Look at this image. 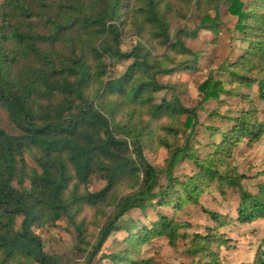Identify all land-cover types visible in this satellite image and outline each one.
I'll return each instance as SVG.
<instances>
[{
    "label": "trees",
    "instance_id": "obj_1",
    "mask_svg": "<svg viewBox=\"0 0 264 264\" xmlns=\"http://www.w3.org/2000/svg\"><path fill=\"white\" fill-rule=\"evenodd\" d=\"M206 2L214 15L205 14L194 29L173 34L174 21L186 20L192 5L201 8ZM222 6L234 18L231 36L243 51L229 63L228 84L211 72L198 88L196 106L186 107L179 86L164 84L159 77L198 67L200 54L180 35L196 39L208 30L216 37ZM128 36L143 42L124 52L121 45ZM162 49L165 60L152 54ZM175 54L192 60L176 61ZM123 60H133L128 71L111 76L114 65ZM246 89H254L264 101V0H0V108L8 116V126L0 122V264H74L67 256L46 251L35 232L63 218L77 232L75 249L84 253L85 264H92L133 210H150L156 217L150 226L127 220L124 249L102 254V264H160L140 254L145 243L159 236L173 245L191 238L186 251L200 259L190 264H220L219 251L228 244L220 229L233 221L264 219V168L254 176L262 181L252 192L243 186L249 176L232 164L240 143L254 145L264 137V121ZM163 90L172 92L171 100L155 103V94ZM223 95L240 98L243 106L231 117L216 108L209 113L211 119L229 120L231 127L223 132L205 126L211 140L207 156L199 157L189 146L202 126L198 111L209 101H223ZM129 104L146 106L151 119L169 118L162 127L165 136H158L169 153L165 168L153 166L144 153L145 144L154 141L151 123L141 126L139 118H116L118 108ZM181 116L186 117L181 124L188 138L175 146L170 137ZM27 154L37 168L29 165ZM179 155L194 162L192 175L175 176ZM93 176L105 181L97 192L89 187ZM128 180L133 184L121 192ZM212 184L223 195L228 187L236 189L237 218L206 210L214 227L204 235L182 233L189 224L163 208L177 213L188 203L198 204ZM84 206L93 208L98 219L101 214L94 242L85 220H78ZM105 207L112 211L106 213ZM18 216L23 217L19 230ZM252 264H264V238Z\"/></svg>",
    "mask_w": 264,
    "mask_h": 264
},
{
    "label": "rangeland",
    "instance_id": "obj_2",
    "mask_svg": "<svg viewBox=\"0 0 264 264\" xmlns=\"http://www.w3.org/2000/svg\"><path fill=\"white\" fill-rule=\"evenodd\" d=\"M247 1V0H246ZM212 5L208 2L198 8L192 5L186 20H176L172 25V32L176 34L178 30L194 29L203 18V15H214ZM221 29L215 37L211 31L202 30L198 38H187L180 35L182 40L185 41L187 46L193 51L200 54L197 60V68L192 72H184L185 69H180L170 75L160 76L159 79L164 84H177L180 88L179 98L181 103L186 107L196 106L199 100L198 88L204 82L208 75L212 72L214 77L223 80L224 84H228L230 77L227 74L229 63L235 61L243 51V45L237 40L234 41L231 36L230 30L234 26V18L226 13L224 6L221 7ZM234 36H238L235 33ZM143 42L141 38L135 36H128L123 38L121 49L124 52H130L133 46L138 42ZM165 49L154 50L152 54L165 60ZM164 56V58H163ZM176 61L192 60L191 56L175 54ZM133 60H123L114 65L111 70V76L119 78L123 76ZM173 67L174 65H170ZM176 66V65H175ZM238 90V86H235ZM253 98H256V105L259 109V119L264 121V101H262L256 91H250ZM172 92L170 90H163L155 94V103H160L162 100H171ZM223 101H209L204 104V108L198 111V118L202 126L197 127L194 136L190 138L189 146L197 151L199 157L205 158L207 156V144L210 142L211 137L205 130V126H216L221 131H228L231 127L229 120L220 121L218 119H211L209 113L213 109H218L228 116H234L233 112H237L242 108L243 104L241 99L234 96H222ZM134 107H136L134 109ZM132 116V119L139 118L141 126L146 122H150V129L153 131V143H146L144 153L147 160L158 169H163L166 166V161L169 157L168 149L159 145L158 136H165L162 127L169 123L168 117H161L158 119H151L148 116L146 106L135 104L120 106L116 112L118 120H126ZM186 119L181 116L179 123H175V133L170 137V142L175 146H181L188 138V133L185 131L184 126L181 124ZM0 122L3 126H8V116L4 110L0 108ZM147 127V126H145ZM217 141L218 139H214ZM27 161L30 166L37 168L32 155H26ZM233 166L240 172L244 173L249 178L243 181L244 188L255 192L256 185L262 181V178H255L254 176L264 168V137L256 142L254 145H249L246 141L239 144L238 148L233 153ZM196 171L194 162L189 159L178 156L175 167V176L192 175ZM162 184L166 183V176L161 177ZM73 183H76L73 180ZM133 182L128 180L122 185L121 192L128 191V187ZM105 186V181L98 177L93 176L89 180V187L92 192H97ZM83 187V186H81ZM240 198L236 189L228 187L225 189L223 195L212 184L208 190L199 196L198 204L188 203L182 211L177 213L174 209L164 207L163 211L173 216L176 215V220L188 223L189 225L181 229L182 233L193 236L194 234H206L209 227H214L215 223L209 218L207 211L219 212L223 215L231 214L235 219L238 216V206ZM105 212L110 213L112 209L105 207ZM96 211L89 207L84 206L82 212L78 215V220H85V229L90 235L92 242L95 241L94 234L100 230V218H96ZM156 214L153 211H148L147 214L141 213L139 210H133L124 216L122 220L121 231L114 232L108 240L104 243L100 254L92 262V264H102L103 259H100L102 254L117 253L124 249L123 240L126 236L125 227L127 220L139 221L144 226H150V220L154 219ZM23 221L22 216L16 219V229L19 230ZM228 239L226 247L221 249L220 264H252L255 252L264 238V219H257L250 223H241L233 221L228 226L220 229ZM43 241L45 250L57 255L67 256L72 259L74 264H85L84 253H79L75 247L78 245V237L75 228L69 224L68 220L63 218L56 225H47L40 229H35ZM191 238L186 240H178L175 245L169 243V240L164 236L155 237L148 243H145L140 251L143 258L152 259L153 262L160 264H190L200 259V255L193 256L189 254L186 249L191 245ZM202 264V263H200Z\"/></svg>",
    "mask_w": 264,
    "mask_h": 264
},
{
    "label": "crops",
    "instance_id": "obj_3",
    "mask_svg": "<svg viewBox=\"0 0 264 264\" xmlns=\"http://www.w3.org/2000/svg\"><path fill=\"white\" fill-rule=\"evenodd\" d=\"M250 91H254V89H251V90L250 89H246V90H244L245 93H250L251 94ZM254 100L256 101V98H254Z\"/></svg>",
    "mask_w": 264,
    "mask_h": 264
}]
</instances>
